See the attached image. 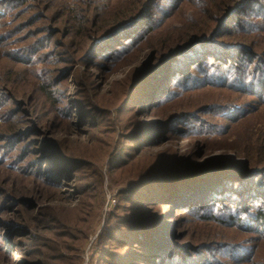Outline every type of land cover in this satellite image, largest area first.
<instances>
[{
    "label": "rangeland",
    "instance_id": "1",
    "mask_svg": "<svg viewBox=\"0 0 264 264\" xmlns=\"http://www.w3.org/2000/svg\"><path fill=\"white\" fill-rule=\"evenodd\" d=\"M64 1H19L12 9L14 15L0 27L4 38L0 43V81L19 103L13 101L5 114L0 113V246L12 257L7 259L0 251V264H21L19 259L41 264H100L99 236L116 216L129 214L121 206V195L139 177L150 174L154 160H171V156L200 166L213 157L230 155L240 163L245 160L259 166L264 105L253 101L249 103L253 106L251 114L229 125L219 137L205 139L190 133L187 126H179L174 131L166 129L149 146L132 149L124 165L119 167L122 162L114 160L115 146L143 120L163 122L172 114L184 113L195 115L191 119L201 125L216 124L220 120L207 113L208 108L246 103L237 85L231 89L218 86L227 67L209 68L204 63L202 68H194L191 57L201 53V48L195 55H181L190 66L167 61L157 67L160 54L172 47L178 35L186 36L188 30L215 23L213 4L204 5L206 13L194 7L191 2L195 0H142L137 6L134 0ZM72 1L77 6L75 12H70ZM164 10L167 12L161 14ZM133 11H141L137 15H142V28L131 37L115 36L112 56L102 58L106 51L95 50L96 40L116 24L128 21L121 18L109 24L114 17L132 15ZM249 12L239 14L246 31L218 36L209 33L205 37L244 45L255 52L246 56L252 64L259 53L264 57V30H252L253 16L259 11ZM256 21L259 25V18ZM147 28L152 30L148 32ZM15 50L30 53L26 55L31 61H17ZM174 65L194 70L184 81L174 73L170 76L169 84L177 81L178 87H173L167 105L141 111L135 97L124 106L128 90L144 69H153V82L158 78L167 81ZM203 71L217 77L212 87L204 86ZM145 85L137 91L141 99ZM127 111L133 114L130 121ZM56 155L57 159L69 160V171L58 175V168L54 170L51 163ZM249 171L248 165L241 166L239 174L246 177ZM233 187V193H226L231 201H217L211 209L181 214L175 205L163 206L164 228H173L174 239L190 246L187 263L212 264L216 260L221 264H264V226L252 225L258 229L253 232L240 229L235 218L255 208L243 212L235 195L237 185ZM229 209L234 211L233 217ZM150 213L151 217L158 215V211ZM211 213L225 223L212 220L208 216ZM205 216L208 219H203ZM239 252L244 258H236ZM58 253L63 254L61 259Z\"/></svg>",
    "mask_w": 264,
    "mask_h": 264
},
{
    "label": "trees",
    "instance_id": "2",
    "mask_svg": "<svg viewBox=\"0 0 264 264\" xmlns=\"http://www.w3.org/2000/svg\"><path fill=\"white\" fill-rule=\"evenodd\" d=\"M19 1L22 0H0V27L5 24L8 17L14 15L11 13L12 9ZM179 1L180 0H178V2ZM64 2H66V4L68 3L67 0ZM134 2L137 6L143 1L134 0ZM191 3L195 8L206 13H208V11L207 9L204 10V5L207 6L208 3L213 4L214 10L216 11V18L213 20L215 23L208 28L205 26L203 29L188 30L186 36L178 35L177 38L171 42L172 47H170L168 51L160 54L162 58L158 60L157 67L160 68L163 66V63L167 61V63L171 61L172 63H178L181 67H185L188 63L183 62L180 58L181 55L185 52H191L195 55L197 49L201 48V53L198 52L194 57H191V64L193 63V66H195L194 68H202V64L204 63L208 65L209 68H214L218 65H220V68L227 67V71H225L224 76L221 77L222 83L218 86L231 89L233 85H237L236 90H239L241 94H243L242 97L246 100V103L232 105L231 107H229V105L221 106L217 109L208 108L207 113L216 115L220 120V122L216 124L204 122V124L201 125L197 121L191 119L195 118V115L192 116L184 113L172 114L163 122L145 120L139 122L138 126L130 132L128 135L129 137H124L125 140L119 142L115 146L113 154L114 160L116 162H122L118 164L119 167L126 163L127 160L125 157L130 155L129 153L132 149H140L144 146L153 144L156 142V136L164 134L166 129L174 131L179 126H187L189 132L192 134H200L205 137V139L215 138L224 133V129L229 125L240 122L251 114L250 112L253 111V106L249 104L251 101L258 102L259 105H264V57L259 53V58L255 60L257 62L250 64L246 56H253L255 52L248 50L244 45L235 42L217 41L213 38L207 39L205 37L207 35L209 36V33L211 36H218L221 35V33H225L224 35H226L235 31H240V29H245L242 27L245 21L240 15L246 14L248 10L250 11L249 13H253V10L256 8L259 12L255 13L253 16L254 21L251 23V28L255 30L259 27V32L260 30H264V0H195ZM72 7L73 10L70 12H75L77 6L74 1H72ZM172 8H168L167 10H171ZM165 12L167 11L164 10L161 14ZM125 13L128 14L129 12ZM138 13L133 11L131 13L132 15H124L123 17L121 14H118L110 21L109 24L112 22L116 23L121 20V18H126L125 21L128 20L116 24L106 34H104V32V35L96 40V42H98V47H96L95 50L99 51V53H104L106 51L104 53L105 57L102 58L112 56L111 54H113V51L110 49L113 46L115 36L122 34L125 37H131L130 35L133 33L138 34L137 32L142 28L139 24V18L142 15H137ZM257 18H259V25L256 21ZM246 21L251 22V19H247ZM185 24H188L187 21H185ZM148 29L149 28H147V30ZM151 30L152 29H149L148 32ZM219 30L220 33L218 32ZM244 31H246V29ZM110 40H112V42H110ZM2 41H4V38L0 33V43H2ZM212 45L214 47H211ZM202 47L208 50L206 51ZM173 49H176V51L171 52ZM15 53L14 58L17 61H31L30 57L26 55L30 53H21V51L17 53L16 50ZM211 53L214 54L213 57L211 59L210 57L206 59L205 56L207 57ZM191 69V67H187L186 70L185 68L179 69L178 65H174V67L170 68L167 81H165L164 78H158L154 82L152 81L154 78L152 77L154 74H152L153 69L148 71L144 69V72L142 71L143 74L140 75V77H136L133 81L134 83L128 90L124 99V106H128L131 100L134 101L135 97V100H138V108H140L141 111L144 109L147 110L148 108L156 109L167 105L172 99L173 87H178L177 81L169 84L170 76L174 73V76H180L184 81V78L190 77L189 74L191 72L189 71ZM234 70L236 72L235 74ZM203 73L204 76H206L207 82L204 86L212 87V83L215 82L217 77L214 79L213 75L209 76V74L213 73H209L208 71H203ZM192 81H190L189 84H191ZM186 82L187 81H185V83ZM1 84L2 81H0V113L5 114L9 104L11 105L13 101L16 105L19 103L8 91L9 87ZM144 84H146L143 87V90L146 87V91L143 93L145 100L141 99L140 95L137 96V91L140 86ZM186 84V86H188V83ZM152 87H154V89ZM152 89L153 93H151ZM223 94L224 92H222V95ZM240 99L241 102L244 101L242 98ZM141 100H144V103H142ZM126 115V118L130 121L133 114L127 111ZM199 125L200 128L198 127ZM192 129H198V131H193ZM261 135H264V131L261 132ZM259 148H261V151L259 152V166L257 167L247 164L248 162L245 160L242 163L235 161L234 157L230 155L213 157L200 166L191 165L187 160H177V162L176 159L171 156H169L172 158L171 160H154L151 165L150 174L139 177L138 181L133 183L132 186L126 190L127 193L125 192L121 195V206L130 212L127 215L120 214L116 216L113 223L108 225L107 230L105 229L99 236L98 248L101 247V250H99L100 255L98 263L157 264L158 260H160L158 264H199L197 261L187 263V258L189 257L186 254V250L190 248V246L187 244L183 246L180 240L174 239L173 236L175 233L173 232V228L172 230H169L167 227L164 228L165 215L163 206L169 204L175 205V208L180 209L181 214L189 211L202 210V208L204 209L206 207H210L211 209L217 205V201H231V197L226 195V193L234 192V184L237 185L235 195L239 199L238 204L242 207V211L246 212L245 210H247L246 208L248 207L255 208L253 212H246L247 215L244 217L235 218V221L240 224L239 226L242 230L252 232L258 231V229L253 228L252 225L258 224L260 227L264 226V151H262L264 150V142L259 144ZM56 152H58V150ZM57 158L59 157L56 155V158H54V161L51 163L54 170L56 167L58 168V175L69 171V160L66 158ZM115 161L114 163H116ZM218 161L219 163H217ZM246 165L249 166L250 171L246 177H242L239 174L240 167ZM230 182H232V185H228ZM150 210H152L153 213L158 211V215H155V217L149 216V214H151ZM229 210L231 211L230 216L233 217L234 214L232 215V213L234 211L231 209ZM218 211L219 209L214 211L215 214H217ZM250 213H253L254 217L251 216ZM208 216L212 218V220L217 219L216 221L222 224L225 223L223 220L220 221V217L213 215V213ZM213 217L215 219H213ZM203 219H208V217L205 216ZM52 242H54V240H52ZM0 251L1 254L4 255L3 257L7 259L12 258L7 254L5 247L2 250L0 246ZM241 253L242 252H239L236 258H244ZM57 256L61 259L63 254L58 253ZM200 259L201 257L197 258V260ZM19 261L21 264H41L39 261L36 263L33 261V263H31L26 259H19ZM215 261L216 260H214L212 264H221ZM204 263L205 261L201 264Z\"/></svg>",
    "mask_w": 264,
    "mask_h": 264
}]
</instances>
